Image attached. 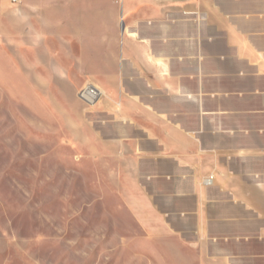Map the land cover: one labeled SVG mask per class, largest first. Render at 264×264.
<instances>
[{"label": "crops", "instance_id": "obj_1", "mask_svg": "<svg viewBox=\"0 0 264 264\" xmlns=\"http://www.w3.org/2000/svg\"><path fill=\"white\" fill-rule=\"evenodd\" d=\"M0 2H11L14 12L35 10L41 35H53L63 55L78 56L72 86L90 81L104 90L98 106L104 130H94V146L107 154H132L128 160L139 163L144 179L137 190L143 197L134 216L150 215L160 224L169 218L168 231L185 241L198 238L206 226L207 253L219 249L223 232L239 231L244 239L245 233L259 234L264 242V0ZM164 4L173 24L184 22L187 38L170 39L161 52V31L174 32L157 26ZM230 4L233 49L227 58L211 25L227 22L219 9ZM176 10H183V21ZM131 18L141 29L129 27ZM48 25L53 27H42ZM209 60L214 70H208ZM224 78L236 91L210 96L232 97L233 105L209 109L207 81ZM161 88L173 91L167 100L184 106L183 112H160ZM209 174L214 181L206 186L202 179ZM239 242L236 264H256L245 240Z\"/></svg>", "mask_w": 264, "mask_h": 264}, {"label": "rangeland", "instance_id": "obj_2", "mask_svg": "<svg viewBox=\"0 0 264 264\" xmlns=\"http://www.w3.org/2000/svg\"><path fill=\"white\" fill-rule=\"evenodd\" d=\"M161 7L157 26L174 31H161L158 47L164 52L170 39L185 40L187 31L184 22L173 24L166 4ZM212 11L207 9L209 18ZM219 11L227 22L209 25L218 30L219 47L231 58L234 7ZM176 16L183 21L185 14L176 10ZM35 21V10L14 12L11 2H0V264H236L239 240H245L256 264H264L259 234L245 233L244 239L242 232H223L219 249L207 253L206 226L198 238L185 241L168 231L169 218L160 224L150 215H133L143 197L137 190L144 179L139 163L128 160L132 154H107L94 146V130H104L98 109L104 90L90 81L72 86L70 71L78 56L63 55L55 37L41 35ZM128 25L141 29L135 18ZM207 67L214 70L215 64L209 60ZM91 84L103 94L94 104L79 96ZM236 89L230 79H208L207 107L231 108L232 97L210 95ZM160 93L161 113L184 111L167 100L173 91L161 88Z\"/></svg>", "mask_w": 264, "mask_h": 264}, {"label": "bare ground", "instance_id": "obj_3", "mask_svg": "<svg viewBox=\"0 0 264 264\" xmlns=\"http://www.w3.org/2000/svg\"><path fill=\"white\" fill-rule=\"evenodd\" d=\"M84 101L90 104H94L96 100L103 96L100 90L96 89L94 86L89 85L85 87V91L82 95H79ZM209 178V177H208Z\"/></svg>", "mask_w": 264, "mask_h": 264}, {"label": "built area", "instance_id": "obj_4", "mask_svg": "<svg viewBox=\"0 0 264 264\" xmlns=\"http://www.w3.org/2000/svg\"><path fill=\"white\" fill-rule=\"evenodd\" d=\"M12 1L15 2L16 0H12ZM84 91H85V88L80 92V95H82ZM213 180H214L213 176H209V178L207 177L206 181H205L206 182V186H211L213 184Z\"/></svg>", "mask_w": 264, "mask_h": 264}]
</instances>
